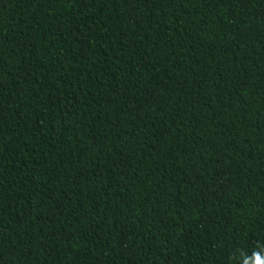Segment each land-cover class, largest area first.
<instances>
[{"label": "trees", "instance_id": "16d2710c", "mask_svg": "<svg viewBox=\"0 0 264 264\" xmlns=\"http://www.w3.org/2000/svg\"><path fill=\"white\" fill-rule=\"evenodd\" d=\"M0 264H264V0H0Z\"/></svg>", "mask_w": 264, "mask_h": 264}]
</instances>
